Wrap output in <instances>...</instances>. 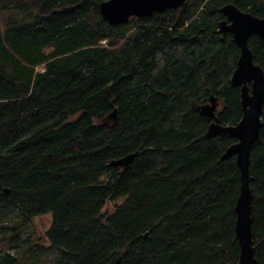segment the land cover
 <instances>
[{"label":"trees","instance_id":"trees-1","mask_svg":"<svg viewBox=\"0 0 264 264\" xmlns=\"http://www.w3.org/2000/svg\"><path fill=\"white\" fill-rule=\"evenodd\" d=\"M103 0H0V264H237L234 142L239 47L217 31L233 3L186 0L104 20ZM264 70V40L248 38ZM42 66V70H37ZM115 110V116L110 113ZM250 149L254 256L264 264V99ZM137 152L122 169L110 160ZM111 211H103L106 200ZM49 213L46 241L27 233Z\"/></svg>","mask_w":264,"mask_h":264},{"label":"water","instance_id":"water-1","mask_svg":"<svg viewBox=\"0 0 264 264\" xmlns=\"http://www.w3.org/2000/svg\"><path fill=\"white\" fill-rule=\"evenodd\" d=\"M186 0H103L99 6L101 17L109 24L125 23L130 16L143 17L154 11L161 12L167 8L184 6ZM220 11L225 16L218 23L217 31L230 32L239 47L236 66L230 76L232 85L240 87L242 116L235 124H222L216 113L217 102L210 98L201 104L199 109L207 118H212L205 135H227L236 140L230 143L220 158L235 156L239 168V193L234 204L235 236L239 244L237 264H258L254 256L251 230V189H250V149L259 135L261 113L264 99V70L253 60L248 46V38L255 34L264 40V18L249 11L241 10L233 3H226ZM113 110L110 115L115 116ZM137 155L130 152L110 160V165L125 169Z\"/></svg>","mask_w":264,"mask_h":264},{"label":"rangeland","instance_id":"rangeland-1","mask_svg":"<svg viewBox=\"0 0 264 264\" xmlns=\"http://www.w3.org/2000/svg\"><path fill=\"white\" fill-rule=\"evenodd\" d=\"M37 70H42V66H39ZM113 207H114V201L107 199L103 207V211H111ZM50 219L51 216L49 213L34 216L29 223L27 233L37 241L45 242L46 241L45 230L49 226ZM0 239H1V235H0Z\"/></svg>","mask_w":264,"mask_h":264}]
</instances>
